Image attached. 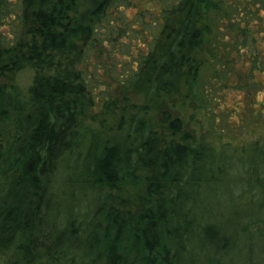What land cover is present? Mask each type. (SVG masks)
Masks as SVG:
<instances>
[{
    "label": "trees",
    "instance_id": "16d2710c",
    "mask_svg": "<svg viewBox=\"0 0 264 264\" xmlns=\"http://www.w3.org/2000/svg\"><path fill=\"white\" fill-rule=\"evenodd\" d=\"M231 1L239 7V0ZM128 2L0 0V28L8 29L5 34L0 31V77L14 78L21 71L31 74L27 98L17 94L19 88L0 84V123L10 124L14 135L5 150L0 146V264H198L194 253L198 246L202 264H226L232 241L243 234L250 240L264 237V194L257 203L241 197L235 207L246 205V209L232 218L210 221L196 212L210 186L230 182L228 164L235 165L236 186L242 184L245 193L254 186L264 192V146L228 159L194 145L180 119L165 110L156 125L160 131L136 116L120 142L103 140L85 126L97 120L95 107H101V115L119 107L111 86L95 93L92 79L80 65L98 42L109 8ZM219 8L220 1L160 0L158 12L150 14L162 23L160 37L135 67H127L120 76L110 75L121 97L140 84L148 95L176 83L185 85L183 72L194 79L197 69L191 52L207 28H219L215 19ZM241 9L252 10L247 4ZM199 16L201 30L194 26ZM241 34L230 44L236 53L233 65L246 54L250 38L252 47L257 42L245 29ZM218 58L211 59L215 66L221 65ZM248 58L258 65L257 51ZM231 63L221 67L231 70ZM86 145H99L102 150L85 162L87 180H67L72 199L63 207L58 195L63 176L75 172L68 160ZM127 186L139 189L136 205L121 210V198L115 205L111 192L120 193ZM89 188L93 197L77 202L75 192ZM254 205H258L255 210ZM54 208L55 219L50 221ZM246 217L250 222L242 221ZM255 222L261 227L248 232L246 226ZM258 257V263L264 264L262 249Z\"/></svg>",
    "mask_w": 264,
    "mask_h": 264
},
{
    "label": "rangeland",
    "instance_id": "374dc122",
    "mask_svg": "<svg viewBox=\"0 0 264 264\" xmlns=\"http://www.w3.org/2000/svg\"><path fill=\"white\" fill-rule=\"evenodd\" d=\"M159 1L129 0L128 3L109 8L108 20L102 23L101 28L99 27L98 42L84 55V62L80 67L85 69L86 77L92 79L91 84L95 87V93L111 86L110 94L118 98L119 107L103 115L100 114L101 107H95L92 111L99 115L95 122L86 123L87 129L100 134L103 140L111 143L120 142L128 135L129 120L136 116L147 122L150 121L153 129L160 131V126L156 125L161 120L162 110H165L172 117L180 119L184 130L193 137L194 145L208 147L215 153H222L228 159L234 158L233 156L239 153L249 154L256 146L262 149L264 146V0H239L238 8L231 0H212L221 2V8L215 13L219 28L214 26V31L207 28L206 32L201 34L199 46L191 52L197 76L193 79L183 72L182 80L188 83L182 86L179 84V87L176 83L174 88L157 95H148L144 86L140 84L122 98L121 91L112 83L110 75L115 72L120 76L127 67H135V61L146 55L153 41L160 37L162 23L155 20L154 14L150 15L152 12H158ZM240 4L251 6L256 13L251 12L252 10L244 13ZM177 19L175 18L174 21ZM222 19H224L223 23H219ZM200 20H203L200 16L195 19L194 26L201 30L203 28ZM225 26L229 29L225 30ZM244 29L254 36L257 42L252 47L250 38L247 41L246 54L244 51L242 60L233 65L236 53L232 47L230 48V44L242 35L241 31ZM0 31L5 34L8 29L2 26ZM254 51L258 53L257 66L249 62L248 58V55ZM214 55L219 57L221 65L215 66L212 63L211 59ZM229 60L232 62L231 70L227 69L226 65L221 67ZM30 79L29 71H21L14 78L11 74L1 76L0 84L19 88L17 94L20 93L22 98H27ZM8 102L11 104L14 100L10 98ZM13 136L10 124L0 123V146L4 150L12 142ZM101 150L99 145H86L77 151L78 154L69 158V164L75 172L66 174L68 177L60 175L63 176V180L58 195H61L63 207L69 206L72 199L71 186L66 183L67 180L72 178L87 180L85 162ZM227 168L230 182L224 181L216 186H210L197 207L196 212L210 221L217 218L221 220L232 218L240 210H245L246 205L235 207L241 197L243 200H255L254 203H257L259 199L262 200L264 194L255 186L245 193L244 190L247 189L242 190L240 188L242 184L236 186V179L239 176L235 175V165L228 164ZM84 190L75 192L77 202L84 196L93 197V193L89 194L90 188ZM138 191V188L127 186L122 188L120 193L112 191L111 198L114 199L115 205H118L117 198H121L123 204L119 206L121 210L134 209ZM242 191L245 194H242ZM257 193L256 199L250 197ZM231 196L235 199H231ZM53 203L55 204V198ZM256 207L258 205H254V210ZM261 215H264V212ZM50 219V221L55 219V208L51 211ZM242 221L250 222L249 217L243 218ZM258 224V222L249 223L246 230L251 233L261 227ZM228 229L227 226V231L230 230ZM233 232H237L236 227ZM214 241L218 245L221 243L219 239L214 238ZM232 242L233 250L224 259L226 264H259L258 254L261 249L264 251V237L250 240L247 234H243L238 241ZM235 249L238 250L237 253L234 252ZM200 252V247H196L194 253L198 254V264H202L203 260ZM250 253L252 257L249 260L247 255ZM96 264H104V261Z\"/></svg>",
    "mask_w": 264,
    "mask_h": 264
}]
</instances>
